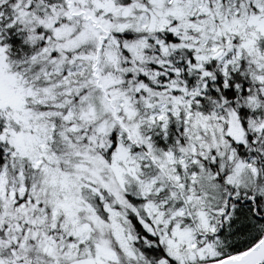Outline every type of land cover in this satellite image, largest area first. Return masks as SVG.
Masks as SVG:
<instances>
[{"label": "snow or ice", "instance_id": "1", "mask_svg": "<svg viewBox=\"0 0 264 264\" xmlns=\"http://www.w3.org/2000/svg\"><path fill=\"white\" fill-rule=\"evenodd\" d=\"M0 264H264V0H0Z\"/></svg>", "mask_w": 264, "mask_h": 264}]
</instances>
